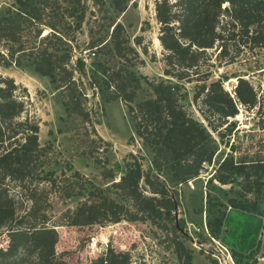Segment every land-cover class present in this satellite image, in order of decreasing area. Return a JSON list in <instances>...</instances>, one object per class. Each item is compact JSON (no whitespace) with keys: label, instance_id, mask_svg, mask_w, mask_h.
Returning a JSON list of instances; mask_svg holds the SVG:
<instances>
[{"label":"trees","instance_id":"16d2710c","mask_svg":"<svg viewBox=\"0 0 264 264\" xmlns=\"http://www.w3.org/2000/svg\"><path fill=\"white\" fill-rule=\"evenodd\" d=\"M114 2L115 8L123 12L130 0ZM18 3L17 12L8 10L1 26L0 37H5V41L2 45L0 42V65L15 60L16 54L27 53L41 74L56 79L57 71L64 73L59 79L63 88L70 89L64 101L67 111L90 122L89 113L71 87L77 70L71 65L72 50L59 54L60 44H70L71 40L57 31L55 24H50L49 34L41 36L40 30L36 33L43 47H26L20 40L23 26L18 18L22 13L28 14L27 8H22L26 1ZM69 14L73 16V11ZM32 15L34 20L41 18L37 13ZM155 16L160 24L158 39L166 78L150 83L152 97L132 104L139 89L137 76L122 67H102L108 74L107 87L113 88L112 97L126 102L136 134L150 148L152 166L157 171H146L142 157L131 154L133 159L127 161L126 173L113 183L120 200L94 186L77 170L71 175H58L45 168L47 151L40 143V125L26 115L25 95H20L15 79L0 73V231L6 230L9 236L8 247L0 248V264H18L28 256L33 257L35 264H67L54 258L59 241L57 226H106L124 220H150L163 229L171 227L179 259L192 264V256L182 241L187 232L174 222L176 192L167 184L164 174L177 184L197 178L206 163L212 164L217 142L224 143L225 137L238 131L234 118L238 117L240 106L247 110L261 108L258 92L247 78L237 76L232 92L224 87L223 77L211 78L214 67L235 62L231 51L238 45L253 42L264 48V0H155ZM124 34L123 24L116 22L111 43L119 54L129 47ZM52 36L57 42H48ZM143 39V35L135 36V44L148 55ZM103 46L107 47L108 42ZM128 49L138 56L135 48ZM214 50L218 51L217 61L210 58ZM155 58L153 55L152 59ZM77 63L84 66L82 60ZM174 80L195 83L193 101L203 120L191 115L181 103L183 92ZM234 144L235 140L225 142L231 150ZM214 181L230 185L231 189L243 181L245 192L253 193L254 199L230 198L229 206L261 215L264 159L238 160L228 154L208 180ZM83 195L85 199L75 206L59 213L54 210L55 197L64 202ZM225 217L226 213H222L215 220L208 218L212 237L221 235ZM88 264L133 262L128 255L108 248Z\"/></svg>","mask_w":264,"mask_h":264},{"label":"rangeland","instance_id":"374dc122","mask_svg":"<svg viewBox=\"0 0 264 264\" xmlns=\"http://www.w3.org/2000/svg\"><path fill=\"white\" fill-rule=\"evenodd\" d=\"M25 1L26 6L22 8H27L28 14L18 16L23 26L21 42L26 47H43L36 33L40 30L41 36L49 34L52 31L50 24H55L56 30L71 40L70 44H60L59 54H64L69 48L72 50L71 65L77 70L71 87L90 117V122H86L80 115L67 111L64 101L70 89L63 88L59 79L65 76L64 73L57 71L56 79L41 74L27 53L16 54L15 60L0 65V73L13 77L20 95H25L26 115L40 125V143L47 151L45 168L56 171L58 175L63 172L71 175L77 170L94 186L120 200L113 183L126 173L127 161L133 159L131 154L142 157L146 171L155 174L157 171L152 166L150 148L136 134L126 102L112 97L113 88L107 87L108 74L103 72V68L108 66L111 70H118L122 67L137 76L139 89L132 104L153 96L150 83L166 78L155 0H130L123 12L115 8L114 0ZM19 6L18 0H0V32H3L1 26L6 22L8 10L16 13ZM72 6V9L68 8ZM70 10L73 16H70ZM35 13L41 18L32 19ZM116 22L123 24L124 35L129 40L127 46L135 48L138 56L129 47L121 54L112 48L111 36ZM139 35L144 36L143 44L148 55L135 44V36ZM242 39L246 40V37ZM4 41L5 37H0L1 45ZM48 42L57 40L52 36ZM107 42L108 46L104 47ZM238 46L231 51L236 56L235 62L214 67L211 80L223 77L224 87L232 92L237 76L247 78L258 92L261 108L247 110L240 106L239 115L234 118L238 131L230 138L225 137L224 143L217 142L212 164L206 163L197 178L177 184L170 175L164 174L167 184L176 192L174 222L187 232L182 241L192 256V264H264V195L261 215L249 213L229 206L230 198L241 201L254 199L253 193L245 192L243 181L236 183L233 189L230 185L208 182L218 163L228 154H233L238 160L264 159V48L253 42ZM217 52L214 50L210 58L217 61ZM78 59L83 61V67L77 63ZM174 82L181 86L184 107L195 118L203 120L193 101L195 83ZM228 139L231 142L235 140L232 150L225 145ZM85 197L76 196L64 202L55 197L54 210L59 213ZM222 213H226L222 232L214 238L209 233L207 220L209 217L215 220ZM57 231L59 241L54 258L67 264H88L108 248L128 255L133 264H185L176 253L171 227L163 229L150 220H124L106 226L64 225L57 226ZM8 244L9 236L6 230H1L0 248H7ZM18 264L35 263L33 257L28 256Z\"/></svg>","mask_w":264,"mask_h":264},{"label":"built area","instance_id":"2783aa9c","mask_svg":"<svg viewBox=\"0 0 264 264\" xmlns=\"http://www.w3.org/2000/svg\"><path fill=\"white\" fill-rule=\"evenodd\" d=\"M96 53L95 52H93V55H95Z\"/></svg>","mask_w":264,"mask_h":264}]
</instances>
